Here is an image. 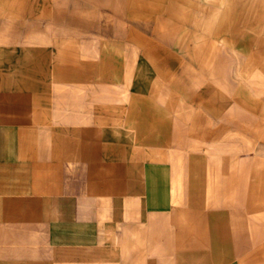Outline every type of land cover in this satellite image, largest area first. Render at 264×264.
<instances>
[{
	"label": "crops",
	"instance_id": "1",
	"mask_svg": "<svg viewBox=\"0 0 264 264\" xmlns=\"http://www.w3.org/2000/svg\"><path fill=\"white\" fill-rule=\"evenodd\" d=\"M7 2L0 264H264V44L163 1Z\"/></svg>",
	"mask_w": 264,
	"mask_h": 264
},
{
	"label": "rangeland",
	"instance_id": "2",
	"mask_svg": "<svg viewBox=\"0 0 264 264\" xmlns=\"http://www.w3.org/2000/svg\"><path fill=\"white\" fill-rule=\"evenodd\" d=\"M147 7H151L154 4H160L163 1L164 4H176L179 8H166L165 14H171L177 17V12L181 15L187 16L190 11V15L196 17H220L228 16V25L222 26L228 29V34L234 37L239 32L244 39L245 47L251 51L252 42H262L264 44V0H144ZM10 2V1H9ZM221 4H225L223 8H219ZM193 6L192 10L185 8V6ZM204 6H210L204 8ZM232 6V8L230 7ZM26 4H20V11L26 13ZM181 7V8H180ZM184 7V8H182ZM227 7V8H226ZM123 12V10H121ZM119 10L118 13L123 15ZM11 4H8L7 0H0V16L5 13H13ZM189 15V16H190ZM199 20V19H198ZM2 21L0 20V23ZM237 23V24H236ZM148 27V25H147ZM196 30H202L204 26L196 24ZM206 29H218L220 25L205 26ZM264 51V50H263ZM264 55V54H263ZM264 57V56H263ZM264 75V74H263Z\"/></svg>",
	"mask_w": 264,
	"mask_h": 264
}]
</instances>
